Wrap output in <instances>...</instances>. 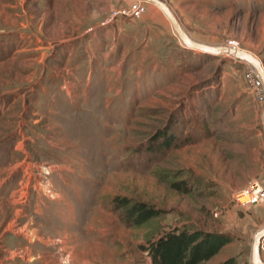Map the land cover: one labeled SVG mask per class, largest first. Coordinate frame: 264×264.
<instances>
[{
    "label": "rangeland",
    "instance_id": "374dc122",
    "mask_svg": "<svg viewBox=\"0 0 264 264\" xmlns=\"http://www.w3.org/2000/svg\"><path fill=\"white\" fill-rule=\"evenodd\" d=\"M129 1L0 0V264H152L141 245L174 227L231 237L206 264H249L264 201L233 194L264 188V99L248 61L183 45L148 0L110 18ZM163 1L193 39L264 65V0ZM116 197L160 215L129 226Z\"/></svg>",
    "mask_w": 264,
    "mask_h": 264
},
{
    "label": "trees",
    "instance_id": "16d2710c",
    "mask_svg": "<svg viewBox=\"0 0 264 264\" xmlns=\"http://www.w3.org/2000/svg\"><path fill=\"white\" fill-rule=\"evenodd\" d=\"M158 134L164 137L161 142L165 146L172 141L171 137L165 138L164 132ZM114 206L121 210L122 219L129 226L140 227L160 215V211L152 205L126 197H116ZM230 241L231 237L224 233L174 227L147 238L141 247L152 264H206ZM218 264L238 263L235 257H229Z\"/></svg>",
    "mask_w": 264,
    "mask_h": 264
},
{
    "label": "water",
    "instance_id": "95a60500",
    "mask_svg": "<svg viewBox=\"0 0 264 264\" xmlns=\"http://www.w3.org/2000/svg\"><path fill=\"white\" fill-rule=\"evenodd\" d=\"M148 1L154 3L164 12L169 22L171 23L172 28L174 29V31L176 32V34L178 35V37L185 46L191 48H198L200 50L207 51L210 53L225 52L235 57L245 59L256 69V71L258 72L259 76L262 79L263 87H264V65L262 64L261 60L258 57H256L251 52L242 48H233L225 44L223 45L209 44L193 39L187 34V32L180 24L174 12L163 0H148ZM263 239H264V226L260 230L256 231L253 236L249 264H264V261L261 259L260 256V248Z\"/></svg>",
    "mask_w": 264,
    "mask_h": 264
},
{
    "label": "built area",
    "instance_id": "2783aa9c",
    "mask_svg": "<svg viewBox=\"0 0 264 264\" xmlns=\"http://www.w3.org/2000/svg\"><path fill=\"white\" fill-rule=\"evenodd\" d=\"M145 9L143 0H130L129 3L118 5L111 10L110 18L126 17L137 18L142 15ZM225 45L233 48H240V42L236 38L226 39ZM245 77L250 89L258 98L264 99V87L261 77L256 69L248 63L245 71ZM235 203L243 208L256 206L264 201V188L258 182H254L249 186L237 190L233 194Z\"/></svg>",
    "mask_w": 264,
    "mask_h": 264
},
{
    "label": "bare ground",
    "instance_id": "6f19581e",
    "mask_svg": "<svg viewBox=\"0 0 264 264\" xmlns=\"http://www.w3.org/2000/svg\"><path fill=\"white\" fill-rule=\"evenodd\" d=\"M183 43V42H182ZM184 45V44H183ZM196 49H198V48H196ZM249 63V62H248Z\"/></svg>",
    "mask_w": 264,
    "mask_h": 264
},
{
    "label": "crops",
    "instance_id": "0c3cea01",
    "mask_svg": "<svg viewBox=\"0 0 264 264\" xmlns=\"http://www.w3.org/2000/svg\"><path fill=\"white\" fill-rule=\"evenodd\" d=\"M131 19H133V18H131ZM111 26V25H110Z\"/></svg>",
    "mask_w": 264,
    "mask_h": 264
}]
</instances>
